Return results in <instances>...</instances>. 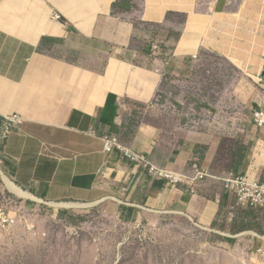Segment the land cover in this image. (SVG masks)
Wrapping results in <instances>:
<instances>
[{
	"label": "crops",
	"instance_id": "obj_1",
	"mask_svg": "<svg viewBox=\"0 0 264 264\" xmlns=\"http://www.w3.org/2000/svg\"><path fill=\"white\" fill-rule=\"evenodd\" d=\"M247 1L0 0V119L17 115L24 120L0 149L7 175L0 167L2 172L49 204L115 200L124 224L172 217L204 230L236 233L228 239L247 240L263 260L264 238L247 227L249 216L238 217L236 197L221 182H204L194 195L125 160L116 149L105 151L102 141L119 137L160 168L185 172L199 160L219 176L235 172L264 183V127L242 125L237 149L236 128L220 122L219 114L184 127L154 106L168 65L149 61L137 50L138 27L167 33L169 62L226 52L223 38L234 36L241 14H264L260 7L245 8ZM123 2L127 10H121ZM74 41L89 46L81 50V62L44 51L46 43ZM263 52L260 48L251 77L227 94L244 105L254 101L255 110L264 105L258 86L264 87Z\"/></svg>",
	"mask_w": 264,
	"mask_h": 264
},
{
	"label": "rangeland",
	"instance_id": "obj_2",
	"mask_svg": "<svg viewBox=\"0 0 264 264\" xmlns=\"http://www.w3.org/2000/svg\"><path fill=\"white\" fill-rule=\"evenodd\" d=\"M244 7H260L263 12L264 0H248ZM128 8L125 2L121 4V10ZM235 28L234 36L223 38L228 43L226 52H202L196 58H176L170 62L169 57H159L158 62L168 65V69L154 106L170 112L187 128L205 123L211 114L213 118L219 114L220 122L236 128L237 149L243 138L239 128L258 125L257 110L254 101L244 105L236 98H227V94L234 91L240 80L251 77V67L259 60L258 51L264 50V14H241ZM240 29L242 36L237 35ZM137 30L141 33L137 50L146 56L153 44L167 47V33L161 28ZM174 37H178L177 33ZM87 48L79 41L44 45L45 52L73 62H81V50ZM258 86L259 91H264V87ZM259 110H264V105ZM4 123L0 119V135ZM0 167L3 170L1 164ZM115 202L106 200L67 209L33 202L10 193L0 175V209L16 221L13 229L0 230V264H264V258L257 257L247 240L228 239L236 237V233L204 230L188 219L172 217L140 225L124 224L118 219ZM243 215L252 222L247 227L264 238V210L246 211L238 207V217ZM255 219L260 220L253 222Z\"/></svg>",
	"mask_w": 264,
	"mask_h": 264
},
{
	"label": "built area",
	"instance_id": "obj_3",
	"mask_svg": "<svg viewBox=\"0 0 264 264\" xmlns=\"http://www.w3.org/2000/svg\"><path fill=\"white\" fill-rule=\"evenodd\" d=\"M54 18L60 21L59 16H54ZM161 56L169 57L167 50L162 44H153L147 58L149 61H153L152 59H154L153 62L155 63ZM132 58L134 61H138L139 55L136 53ZM263 80L264 73L261 78V81ZM255 119L260 127H264V110H257L255 112ZM4 122L1 128L0 149L5 145L10 135L22 127L24 120L14 115L5 117ZM102 141L105 151L111 152L113 149L120 151L125 160L148 169L154 177L167 181L175 187H185L195 195L200 184L208 181L221 182L226 191L234 194L239 208L246 211L264 210V183L256 181L255 178L249 175L228 172L225 175L219 176L203 168L199 160H195L185 172H177L158 167L148 156L139 154L126 147L119 137L107 136ZM15 225V219L10 218V216H7L5 210L0 209V230L9 231Z\"/></svg>",
	"mask_w": 264,
	"mask_h": 264
},
{
	"label": "bare ground",
	"instance_id": "obj_4",
	"mask_svg": "<svg viewBox=\"0 0 264 264\" xmlns=\"http://www.w3.org/2000/svg\"><path fill=\"white\" fill-rule=\"evenodd\" d=\"M0 175H2L4 182L7 185V189L10 193L14 194L15 196L22 198V199H32L36 202H43L40 199H37L36 197H34L33 195H31L30 193L22 190L19 186H17L14 182H12L11 180H9L7 178V176L1 171L0 169ZM52 206H57V207H62V208H83L85 207V205H81V204H72V203H50Z\"/></svg>",
	"mask_w": 264,
	"mask_h": 264
},
{
	"label": "trees",
	"instance_id": "obj_5",
	"mask_svg": "<svg viewBox=\"0 0 264 264\" xmlns=\"http://www.w3.org/2000/svg\"><path fill=\"white\" fill-rule=\"evenodd\" d=\"M244 229L246 230L247 228H246V227H244Z\"/></svg>",
	"mask_w": 264,
	"mask_h": 264
}]
</instances>
